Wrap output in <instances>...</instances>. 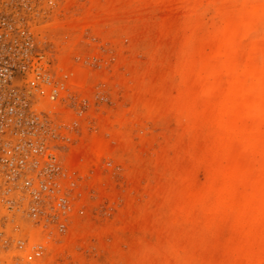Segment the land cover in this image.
Returning <instances> with one entry per match:
<instances>
[{"label":"rangeland","instance_id":"1","mask_svg":"<svg viewBox=\"0 0 264 264\" xmlns=\"http://www.w3.org/2000/svg\"><path fill=\"white\" fill-rule=\"evenodd\" d=\"M31 4L84 211L20 264H264V0Z\"/></svg>","mask_w":264,"mask_h":264},{"label":"built area","instance_id":"2","mask_svg":"<svg viewBox=\"0 0 264 264\" xmlns=\"http://www.w3.org/2000/svg\"><path fill=\"white\" fill-rule=\"evenodd\" d=\"M31 7L0 2V263L42 259L84 211L81 176L61 151L87 102L51 72Z\"/></svg>","mask_w":264,"mask_h":264}]
</instances>
